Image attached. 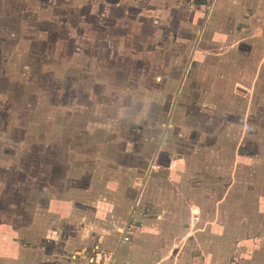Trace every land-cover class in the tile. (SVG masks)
<instances>
[{
  "label": "rangeland",
  "instance_id": "obj_1",
  "mask_svg": "<svg viewBox=\"0 0 264 264\" xmlns=\"http://www.w3.org/2000/svg\"><path fill=\"white\" fill-rule=\"evenodd\" d=\"M187 1L0 0V220L120 233L146 186L264 235V0Z\"/></svg>",
  "mask_w": 264,
  "mask_h": 264
},
{
  "label": "crops",
  "instance_id": "obj_2",
  "mask_svg": "<svg viewBox=\"0 0 264 264\" xmlns=\"http://www.w3.org/2000/svg\"><path fill=\"white\" fill-rule=\"evenodd\" d=\"M149 1L155 12H161L156 9L157 0ZM214 1L230 6L227 0ZM187 2L197 7L204 4V0ZM196 13L200 12L196 10ZM158 192L160 200L147 205L145 186L135 204H130L131 213L126 212L128 223L132 225L128 240L122 238V233L111 232L106 222L114 219L113 212L122 210L117 206L119 201L104 203V212L93 207L94 219L106 220V226L97 221V225L106 228L94 234L25 233L19 231L20 224L0 220V264H105L109 258L112 264H257L264 254V235L252 233L250 227L256 225L248 222L250 218L242 212L247 207H242L241 202L223 199L217 205L218 219L206 217V211L203 217H195L200 215L203 205L191 204L192 215L183 218L173 210L174 192L163 189ZM253 210L257 212L253 213L255 217L264 214V206L253 207ZM92 217L86 220L90 224L94 222ZM244 221L248 228L242 230ZM202 223L201 227L197 226ZM34 224L40 228L39 223L31 220L26 223L27 229ZM93 242V248H103L102 260L88 257V247ZM87 259H92L91 263Z\"/></svg>",
  "mask_w": 264,
  "mask_h": 264
},
{
  "label": "built area",
  "instance_id": "obj_3",
  "mask_svg": "<svg viewBox=\"0 0 264 264\" xmlns=\"http://www.w3.org/2000/svg\"><path fill=\"white\" fill-rule=\"evenodd\" d=\"M132 230V226L130 225V224H128V223H126L123 227H121L120 228V233H122V238L124 239V240H128V238H129V232ZM95 249H97V251L95 252V257H94V260H102V254H103V251L102 250H98V247L96 246L95 247ZM93 259V258H92ZM92 259H90V260H92ZM111 258H109V260L107 261V263H105V264H112L111 263Z\"/></svg>",
  "mask_w": 264,
  "mask_h": 264
}]
</instances>
